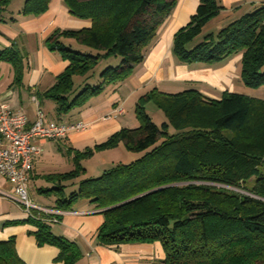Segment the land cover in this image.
<instances>
[{
  "label": "trees",
  "instance_id": "trees-1",
  "mask_svg": "<svg viewBox=\"0 0 264 264\" xmlns=\"http://www.w3.org/2000/svg\"><path fill=\"white\" fill-rule=\"evenodd\" d=\"M11 0H0L2 11ZM51 0H25L19 13L39 15ZM70 15L89 21L76 30L55 29L46 38L51 50L67 61L46 91L56 113H67L99 94L106 85L130 75L143 61L159 26L176 0H64ZM223 7L218 0H199L187 24L178 29L172 52L181 63L212 64L240 54V79L254 91L264 87V5L243 14L216 33L201 35L204 24ZM72 37L90 51L65 46L59 37ZM93 51V52H92ZM13 47L0 50V59L16 63ZM106 64L96 83L85 82L74 93L75 76L95 72ZM152 102L164 119L156 124L146 112ZM139 125L121 128L94 150L118 143L140 155L118 163L99 176L79 181L77 189L56 188L57 208L67 209L79 199L100 209L103 222L97 241L106 246L159 243L161 264H264V97L224 90L218 99L195 88L175 93L153 88L135 103ZM92 149L75 154L76 168L57 175L70 180L80 175L79 159ZM255 177L251 188L245 182ZM27 217L36 230L38 245L58 248L55 260L72 264L78 246L55 235L45 215ZM0 264H26L13 237L0 241Z\"/></svg>",
  "mask_w": 264,
  "mask_h": 264
},
{
  "label": "crops",
  "instance_id": "crops-1",
  "mask_svg": "<svg viewBox=\"0 0 264 264\" xmlns=\"http://www.w3.org/2000/svg\"><path fill=\"white\" fill-rule=\"evenodd\" d=\"M24 1L11 0L1 14L0 50L13 47L19 52V57L16 63L0 59V105L23 112L30 123L35 119L37 106L44 111L46 121L66 123L81 120L87 123L83 130L71 131L62 139L34 140L39 143L41 153L34 161L28 181L30 198L38 206L61 211L56 215L58 221L48 225L55 235L78 246L80 256L72 264H161L164 255L157 242L117 246L100 244L96 232L103 222L101 210L87 199H79L67 209H59L56 203L58 191L55 189L62 186L67 195L77 189L79 181L97 177L113 165L129 163L140 155L128 151L122 143L112 148H93L123 127H137L139 122L135 115V103L153 88L166 93L195 88L203 95L216 99L219 92L224 90L249 94L242 87L239 76L241 55H232L212 64L179 62L172 52L173 36L187 24L199 0H176L172 12L148 45L143 61L134 65L128 77L116 84L106 85L99 94L90 97L81 106L57 114L56 104L46 95V91L55 83L56 76L67 61L59 51L48 47L46 38L55 29L76 30L89 25V21L70 15L64 0H51L42 14H22L19 11ZM256 2L218 0L223 8L204 24L193 44L200 41L201 35L216 33L243 14L253 11ZM59 40L73 49L90 51L72 37L60 36ZM115 63L117 59H107L101 61L91 75L75 76L74 93L85 82L96 83L98 73L105 64ZM150 104L154 106L148 102L145 110L158 124L164 119L163 114L157 108L153 110ZM116 108L120 111L114 112ZM153 116L158 120L155 121ZM87 149H92V154L79 159L80 175L70 180L57 179V175L74 170L75 154ZM91 159L93 162H87ZM12 189L11 182L0 176V241L13 237L16 251L26 264H64L55 260L59 251L56 246L37 244L32 233L36 230L35 225L7 196Z\"/></svg>",
  "mask_w": 264,
  "mask_h": 264
},
{
  "label": "built area",
  "instance_id": "built-area-1",
  "mask_svg": "<svg viewBox=\"0 0 264 264\" xmlns=\"http://www.w3.org/2000/svg\"><path fill=\"white\" fill-rule=\"evenodd\" d=\"M116 108L114 112H119ZM81 120L73 122L46 121L44 111L37 106L35 119L28 122L25 114L0 105V176L11 182L13 189L7 194L27 217H36L35 212L51 215L49 224L57 222L61 211L33 203L28 194V181L35 159L40 155L39 143L34 140L62 139L71 131L86 128Z\"/></svg>",
  "mask_w": 264,
  "mask_h": 264
},
{
  "label": "rangeland",
  "instance_id": "rangeland-1",
  "mask_svg": "<svg viewBox=\"0 0 264 264\" xmlns=\"http://www.w3.org/2000/svg\"><path fill=\"white\" fill-rule=\"evenodd\" d=\"M255 1H257L256 2V8L257 7H260L261 5H264V0H255ZM85 20V19H84ZM106 65V64H105ZM91 80V79H90ZM93 81V80H92ZM92 84V83H91ZM242 87L245 89V91H247V92H249V94H251V95H256V96H261V97H264V87H262V88H260V89H257V90H254V91H249V89H247L246 87H244V85L242 84ZM150 106H152V108H153V110L154 109H156L152 104H150ZM150 106H148V109H149V111H152L151 109V107ZM150 107V108H149ZM154 117V119H155V121H157L158 119H157V117L156 116H153ZM164 117V116H163ZM161 123V121H158V124H160ZM87 162H93V160L91 159V160H88ZM260 172L262 173V174H264V166H262V167H260ZM254 182H255V177H252V178H250V179H248L246 182H245V187H247V188H251L252 186H253V184H254Z\"/></svg>",
  "mask_w": 264,
  "mask_h": 264
}]
</instances>
